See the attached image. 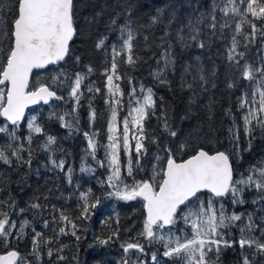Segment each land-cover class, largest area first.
<instances>
[{
  "label": "snow or ice",
  "instance_id": "obj_1",
  "mask_svg": "<svg viewBox=\"0 0 264 264\" xmlns=\"http://www.w3.org/2000/svg\"><path fill=\"white\" fill-rule=\"evenodd\" d=\"M118 7L120 11L109 21L117 40L108 46L111 59L103 70L102 90L88 80L94 71L91 65L71 74L62 67L73 56L71 45L80 34L75 0H0V165L31 169L40 151L46 154L45 167L59 170L68 184L73 183V168L56 156L63 151L58 137L37 115L28 114L35 111L33 106L50 105L48 120L82 132L86 139L80 171L94 172L87 164L90 157L109 172L106 180L99 181L104 189L101 195L91 189L78 193L79 215L74 219L56 205L41 204L39 196L26 208L10 194L8 199L0 197V264H43L45 254L49 264H67V245L57 244L59 238L71 235L81 241L85 229L77 221L90 219L104 200L112 198L142 202L144 221L138 236L163 249L160 255L150 253L151 264H161L162 258L171 264H220L224 248H239L236 264H264V159L237 171V161L243 159L241 129L248 141L244 151H251L257 131L264 135V56L256 60L248 55L257 41L264 51V0H123ZM107 40L108 36L99 37L96 49H104ZM141 40L143 50L155 60V68L149 71L154 85H137L127 76L128 68L134 69L143 59L135 51V42ZM216 41L226 44L225 87L239 91L234 107L224 111L231 120L227 130L231 150L213 149L209 134L196 121L203 111L211 130L219 69L204 53ZM74 61L79 64L80 57ZM125 79L127 94L121 86ZM155 85L185 98L180 127L176 106L158 97ZM97 94L104 95L109 113L106 144L97 139L95 128L99 114L92 101ZM84 99L91 131L79 127ZM54 102H67L70 108L58 110ZM121 111H126L122 118ZM153 117L160 135L149 131ZM149 144L156 151L146 167L141 161L149 154ZM101 147L105 157L98 160ZM140 172L144 176L137 178ZM10 181L0 174V185ZM248 193H254L251 200L246 198ZM248 204L253 206L250 211ZM26 211L38 217L41 230L24 216ZM120 231L117 227L95 236L94 242L116 244ZM27 238L30 251L22 253L19 244ZM120 248L117 264H149V252L139 239L121 243ZM72 260L79 264L77 257Z\"/></svg>",
  "mask_w": 264,
  "mask_h": 264
},
{
  "label": "trees",
  "instance_id": "obj_2",
  "mask_svg": "<svg viewBox=\"0 0 264 264\" xmlns=\"http://www.w3.org/2000/svg\"><path fill=\"white\" fill-rule=\"evenodd\" d=\"M123 0H75L77 7V22L80 34L74 38L72 42L73 56L68 58L62 65L63 69L71 74L73 72H79L85 69V66L91 65L94 69L88 77V80L93 82L96 86L104 89L105 77L103 70L105 65L111 59L110 46L117 40V36L114 32L109 30V21L114 13H118L120 8L118 7ZM87 18V23H85ZM122 22V21H121ZM143 23V20L140 21ZM139 26V25H137ZM108 36L106 41V47L98 50L95 47L99 37ZM137 47L135 51L137 55L143 59L138 65L132 69L128 68L127 76L133 78L137 85L143 82L148 85H154V81L149 76L150 69L155 68V60L143 50L142 40L136 41ZM226 44L220 41H216L212 44L211 49L204 53L205 59H211L219 69L218 84L219 89L215 91V104L213 111L215 113L213 121H211V130H209V122L204 118L203 111L199 112L196 116V121L200 122L204 131L209 134V138L212 140L211 147L213 149L219 148V150H231L229 143L228 128L231 126V120L224 115V111L235 103L236 96L239 95V91L232 92L225 87V78L227 76V62L224 58ZM261 42L257 41L253 47L249 50V57L259 60L264 56V51H261ZM194 54V53H193ZM80 57V63L77 64L74 61V57ZM126 67V66H125ZM42 75H45L42 73ZM121 86L127 94L129 90V84L127 79L121 82ZM156 95L163 96L166 100L176 106V125L180 127V121L178 117L183 114L185 107V98L179 92L169 91L166 87L155 85ZM67 93H65L66 95ZM87 96L88 94L85 93ZM105 97L102 94H97L92 101L93 106L97 110L99 117L95 123V128L98 129L99 135L97 139L106 144V129L107 120L109 119V113L107 105L105 104ZM127 102V95L125 96ZM204 100L203 103H207ZM59 105L61 111L68 110L70 104L67 102H54ZM82 107L80 108V125L82 131H91L89 128V109L88 100L81 101ZM35 111H29V115H37L40 122L45 123L48 131L52 135H56L59 140V144L63 151L57 152V158H63L66 160L67 166L73 168V183L70 185L67 183L64 173L59 170L50 171L45 167L47 163L46 154L40 151L36 152V155L32 162L31 169L25 167L22 169L11 170L5 165H0V174L4 175V178H11V181L7 184L0 185L3 188L0 191V197L8 199L9 194L14 197L20 207H27L28 203L33 201L35 197H41L40 203L48 206L56 205L57 208H62L73 219L79 215V209L77 208L78 193L88 191L99 196L104 191L99 181L106 180L109 172L107 167H99L96 161H93L90 157L87 158V164L90 165L94 172L80 171L82 163V157L85 154L86 139L82 135V132L70 131L66 128H61L59 123L54 120H48V113L51 111L50 105L34 106ZM126 115V111H121L119 116L122 118ZM149 131L155 132L156 135H160V130L157 125L156 118H152L148 122ZM187 127V125H184ZM167 142V138L165 137ZM219 141V143H217ZM251 151H244L248 147V141L243 135L241 129L240 134V149L243 155V159L237 161V171L243 172L246 170L249 164L254 163L257 159H264V135H261L259 131L255 134V139L251 141ZM149 154L141 161L146 167L152 163L153 154L156 151V146L149 144ZM105 157L104 148H99L97 152V159L103 160ZM186 158V157H178ZM122 162L126 163L127 158L122 155ZM135 160V156L133 157ZM50 167V166H49ZM150 170V169H149ZM39 172V176L36 173ZM144 176L143 172H140L137 178ZM78 186V187H77ZM63 195V199H61ZM44 196L48 199L45 201ZM254 193H248L247 199L251 200ZM227 205V202H226ZM252 205H246V208L252 210ZM232 211V208H228ZM243 211L244 209H236ZM44 217L49 216V212H44ZM24 216L32 221L37 230H41L42 223H37V218H34V213L25 212ZM144 212L142 208V202L140 201H121L116 198L104 200L102 205L94 210L92 216L88 220L77 221L84 225V231L81 233L82 239L77 242L71 235L61 236L57 244L67 245L64 251V255L68 256L67 264H75L72 257H77L79 264H117L122 255L120 248L121 243L128 242L130 240L139 239L140 243L146 245V251L149 252L147 257L149 264H151L150 253L157 252L158 255L162 253V248L159 243L147 244L143 238L138 234L143 229ZM120 228V238L116 244H110L107 246H101L94 242V237L107 234L113 229ZM43 231L51 236L54 235L48 229ZM233 230H229L231 233ZM232 238L231 235L228 236ZM13 245H16V241H13ZM56 245H54L55 247ZM19 250L22 253H28L30 251V238H27L20 242ZM239 254V248H224L220 254V264H236V260ZM137 255H140L137 253ZM54 259V258H53ZM43 264H49L47 255H44ZM161 264H171L168 258H162Z\"/></svg>",
  "mask_w": 264,
  "mask_h": 264
},
{
  "label": "water",
  "instance_id": "obj_3",
  "mask_svg": "<svg viewBox=\"0 0 264 264\" xmlns=\"http://www.w3.org/2000/svg\"><path fill=\"white\" fill-rule=\"evenodd\" d=\"M34 107V106H33Z\"/></svg>",
  "mask_w": 264,
  "mask_h": 264
}]
</instances>
